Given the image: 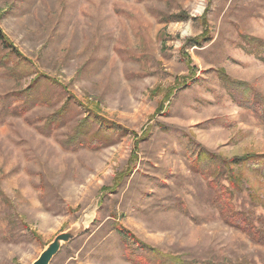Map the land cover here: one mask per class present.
Returning <instances> with one entry per match:
<instances>
[{
    "label": "rangeland",
    "instance_id": "obj_1",
    "mask_svg": "<svg viewBox=\"0 0 264 264\" xmlns=\"http://www.w3.org/2000/svg\"><path fill=\"white\" fill-rule=\"evenodd\" d=\"M0 29V264L82 226L51 264H264L214 204L264 229L234 164L264 156V0H0Z\"/></svg>",
    "mask_w": 264,
    "mask_h": 264
},
{
    "label": "trees",
    "instance_id": "obj_2",
    "mask_svg": "<svg viewBox=\"0 0 264 264\" xmlns=\"http://www.w3.org/2000/svg\"><path fill=\"white\" fill-rule=\"evenodd\" d=\"M195 44L196 41H194ZM0 44L4 50L9 51L10 54L14 55L18 59H23L22 55L18 52L15 46L10 42L8 37L4 34V32L0 29ZM226 79V84H227ZM232 91L230 94L235 96V91ZM243 105V104H242ZM249 109L253 110L255 114L259 116L260 119L264 120V100L258 96H252L249 98L248 103L245 105ZM84 131L81 132L80 137L84 136ZM84 143V140L82 144ZM249 162V163H248ZM255 164L254 169L259 171L262 176H264V156L262 157H244L242 159H238L234 162V164H242V167L245 164ZM214 182L209 183L210 186H213ZM230 186L233 188H238L235 183H230ZM214 204L216 208L219 210L223 220L229 226L237 228L244 232L248 238L253 240L258 245L264 246V229H257L250 219V216L244 212H238L234 209L233 206V192L227 189L226 187H222L219 195L216 196L214 199ZM129 259L134 261L136 264H152V257H140L135 255H130ZM154 264H183L182 262L178 261L177 259H173L172 257H165L161 259L159 262L156 261Z\"/></svg>",
    "mask_w": 264,
    "mask_h": 264
},
{
    "label": "water",
    "instance_id": "obj_3",
    "mask_svg": "<svg viewBox=\"0 0 264 264\" xmlns=\"http://www.w3.org/2000/svg\"><path fill=\"white\" fill-rule=\"evenodd\" d=\"M85 228H82L68 231L58 235L51 244H49L46 249L42 252L39 258L33 264H51L53 259L58 255L61 251L62 247L65 244L73 241L79 234H81Z\"/></svg>",
    "mask_w": 264,
    "mask_h": 264
}]
</instances>
